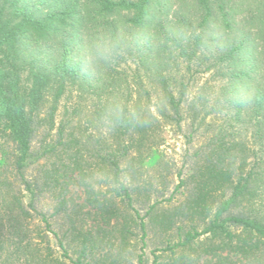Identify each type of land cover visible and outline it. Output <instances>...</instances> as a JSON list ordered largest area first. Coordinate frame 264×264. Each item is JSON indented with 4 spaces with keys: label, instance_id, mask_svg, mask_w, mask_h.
<instances>
[{
    "label": "trees",
    "instance_id": "trees-1",
    "mask_svg": "<svg viewBox=\"0 0 264 264\" xmlns=\"http://www.w3.org/2000/svg\"><path fill=\"white\" fill-rule=\"evenodd\" d=\"M199 55L224 81L218 98L229 125L196 153L202 163L181 183L189 187L184 202L170 216L152 215L150 223L163 231L175 218L190 224L153 264H264V162L237 137L251 130L249 140L264 151V0H0V153L30 193V207L50 194L57 214L77 182L108 224L120 214L113 198L132 208L139 188L121 181V161L152 150L150 89L160 94L161 118L179 116L183 95L177 99L171 89L172 65ZM73 93L98 100V113L119 124L127 138L121 153L92 156L86 135L57 122L62 100ZM94 158L114 186L103 202L94 189ZM7 206L26 212L18 197ZM121 231L131 232L127 225ZM90 242L85 235L75 264H89Z\"/></svg>",
    "mask_w": 264,
    "mask_h": 264
},
{
    "label": "rangeland",
    "instance_id": "rangeland-1",
    "mask_svg": "<svg viewBox=\"0 0 264 264\" xmlns=\"http://www.w3.org/2000/svg\"><path fill=\"white\" fill-rule=\"evenodd\" d=\"M174 60L171 89L177 99L183 95L180 115L171 113L172 119L161 118L157 113L163 109L160 94L157 88H149L150 109L154 113L151 118L154 131L149 144L153 147L145 150L140 158L132 153L121 161V181L128 187H138L139 191L132 208L120 197L113 198V205L120 214L110 224L105 221L104 211L88 202V193L77 182L67 188L66 206L57 214L58 201L50 194L38 196L33 208L30 207V193L9 172L0 153V264H75L85 235L91 239L86 259L89 264H153L158 255H168L164 250L169 243H177L180 233L189 230L190 224L175 218L173 227L163 231L152 225L150 219L152 215L155 218L170 216L184 202L189 187L181 183L202 163L196 153L202 152L211 138L229 125V117L218 98L224 81L217 70L208 69L210 61L202 55L191 62L181 58ZM134 72L135 66L130 64L128 75L132 82ZM133 97L135 100L140 95L133 94ZM74 106L77 107L75 113ZM98 109V100H82L76 93L68 94L61 102L57 122L69 121L77 134L86 135L92 156L107 157L112 151L121 153V145L127 139L124 132L119 131V124L101 116ZM238 136L247 139L249 145L255 147L258 159L264 162V151L258 144H252L254 139L249 140L251 130H241ZM33 150L40 153L42 148L35 143ZM100 160L94 158L92 165H96L95 177L99 182L94 189L100 192L97 197L103 202L111 197L114 186L105 179L103 168L98 165ZM36 170V164L30 166L25 174L27 180L35 176ZM235 178L238 180L236 174ZM14 197L21 200L26 212L7 210ZM152 205L157 207L150 212ZM142 223L146 224L145 230ZM125 225L131 232H124L126 236H123L121 229ZM201 241V245L207 244L204 239ZM199 264L206 263L202 259Z\"/></svg>",
    "mask_w": 264,
    "mask_h": 264
}]
</instances>
